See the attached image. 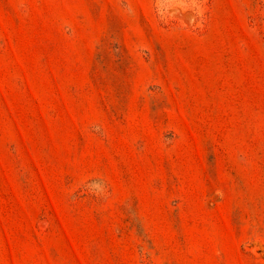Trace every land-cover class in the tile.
I'll return each instance as SVG.
<instances>
[{"label": "rangeland", "instance_id": "obj_1", "mask_svg": "<svg viewBox=\"0 0 264 264\" xmlns=\"http://www.w3.org/2000/svg\"><path fill=\"white\" fill-rule=\"evenodd\" d=\"M0 264H264V0H0Z\"/></svg>", "mask_w": 264, "mask_h": 264}]
</instances>
